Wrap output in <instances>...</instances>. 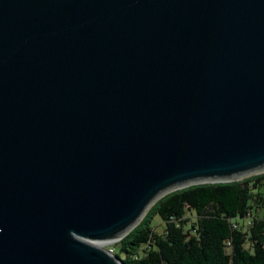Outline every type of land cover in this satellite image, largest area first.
Returning <instances> with one entry per match:
<instances>
[{
	"label": "water",
	"instance_id": "95a60500",
	"mask_svg": "<svg viewBox=\"0 0 264 264\" xmlns=\"http://www.w3.org/2000/svg\"><path fill=\"white\" fill-rule=\"evenodd\" d=\"M264 171V0H0V264H124L166 193Z\"/></svg>",
	"mask_w": 264,
	"mask_h": 264
},
{
	"label": "trees",
	"instance_id": "16d2710c",
	"mask_svg": "<svg viewBox=\"0 0 264 264\" xmlns=\"http://www.w3.org/2000/svg\"><path fill=\"white\" fill-rule=\"evenodd\" d=\"M113 251L124 264H264V171L166 193Z\"/></svg>",
	"mask_w": 264,
	"mask_h": 264
},
{
	"label": "rangeland",
	"instance_id": "374dc122",
	"mask_svg": "<svg viewBox=\"0 0 264 264\" xmlns=\"http://www.w3.org/2000/svg\"><path fill=\"white\" fill-rule=\"evenodd\" d=\"M251 174H253V173H249V174H245L243 177H241V178H244V177H246V176H248V175H251ZM240 178V179H241ZM189 212H191V211H188V213ZM153 223H154V225L156 226V229L157 230H162L163 228H164V226H165V223L163 222V220H162V218H161V216L159 215V214H155V216H154V218H153ZM118 241V240H117ZM117 241H109V242H104L103 244H104V246H106L107 248H109L110 250H112L113 251V249L115 248V245H116V242ZM114 252V251H113Z\"/></svg>",
	"mask_w": 264,
	"mask_h": 264
},
{
	"label": "bare ground",
	"instance_id": "6f19581e",
	"mask_svg": "<svg viewBox=\"0 0 264 264\" xmlns=\"http://www.w3.org/2000/svg\"><path fill=\"white\" fill-rule=\"evenodd\" d=\"M104 242H105V241H100L99 244L104 245V244H103Z\"/></svg>",
	"mask_w": 264,
	"mask_h": 264
}]
</instances>
